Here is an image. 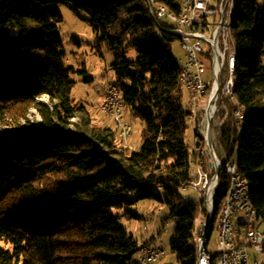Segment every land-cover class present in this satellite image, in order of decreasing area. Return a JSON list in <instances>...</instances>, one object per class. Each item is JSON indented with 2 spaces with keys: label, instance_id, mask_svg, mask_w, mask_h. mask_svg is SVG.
Listing matches in <instances>:
<instances>
[{
  "label": "trees",
  "instance_id": "1",
  "mask_svg": "<svg viewBox=\"0 0 264 264\" xmlns=\"http://www.w3.org/2000/svg\"><path fill=\"white\" fill-rule=\"evenodd\" d=\"M158 1L178 13L180 0ZM59 5L86 13L96 46L110 50L125 112L143 125L139 148L126 149L116 128L94 123L70 97L72 75L87 71L65 60ZM170 27L154 20L146 0H0V126L15 125L0 136V264H131L139 242L113 209L154 196L176 221L175 264H195L200 204L182 187L191 180L192 160L209 165L199 152L202 135L196 131L194 149L186 140L190 109L171 47L179 35ZM232 39V95L220 88L215 111L224 158L214 205L224 198L225 167L236 157L264 222V0L238 1ZM31 108L37 124L27 119Z\"/></svg>",
  "mask_w": 264,
  "mask_h": 264
},
{
  "label": "built area",
  "instance_id": "2",
  "mask_svg": "<svg viewBox=\"0 0 264 264\" xmlns=\"http://www.w3.org/2000/svg\"><path fill=\"white\" fill-rule=\"evenodd\" d=\"M215 1L216 7L211 6V0H183V9L178 11V21L166 19L163 10L154 8L150 3L149 8L155 20L159 22L163 20L171 24L172 27L168 30L179 35L181 47L185 52V60L183 61L186 65L185 74H188L189 77L187 104L190 114L188 121H191L192 125H196V131L204 139L205 147L199 150L200 154L205 153L207 155L206 150L209 149L211 157H208V165L209 161L214 159L217 168L218 164L222 162L217 157L212 142L211 145L208 143V140L211 141L208 118L210 116L211 120L215 113L220 88L222 94L229 96L230 81L227 78V71L232 59L227 55L228 46L225 44L223 31L224 19L231 11V0ZM211 16H215L213 21L209 19ZM201 56H209V59L212 60V78L209 82L211 89L206 97L204 96L209 89L207 87L208 81L203 74L205 64ZM224 66L226 67V74L223 82L222 69ZM217 85H219V89L213 97ZM106 86V100H112V109L118 110V117L113 120L114 126L119 137L125 141L131 133L132 126L129 121L124 119L122 103H117V94L113 90V82H109ZM211 98L212 103L210 104ZM104 101L101 102L100 109L107 114L109 109H104ZM204 101L205 103L201 104ZM235 113L237 116L240 115L238 110ZM199 135L193 134V149L198 144ZM215 167L209 166V169H206L201 166V161H198L195 179H191L188 185L184 186L185 190L192 188L199 196V217L202 228L205 225L204 216L208 209V200L214 190L220 187L219 173H216ZM226 173L230 192L221 202L217 219V232L215 239L211 242V245L214 244L215 246L213 250H216L218 264H264V227L257 228L255 226L256 221H252V226H245V219H250L249 211L242 195V183L236 177L231 161L226 164ZM239 213H243L245 217L239 221V224L243 226V232L235 231L234 219ZM145 242L142 241L140 252L144 263L157 261L162 255L161 247L154 246V254H147L146 246L150 245ZM198 247L212 249L211 247L203 248L200 245ZM201 264H206L205 256L201 259Z\"/></svg>",
  "mask_w": 264,
  "mask_h": 264
},
{
  "label": "rangeland",
  "instance_id": "3",
  "mask_svg": "<svg viewBox=\"0 0 264 264\" xmlns=\"http://www.w3.org/2000/svg\"><path fill=\"white\" fill-rule=\"evenodd\" d=\"M234 1L231 3L232 8L234 6ZM211 6L216 7V1L211 0ZM59 10L62 14V21L58 25L59 33L63 41V50L65 51V60L69 65L74 66L76 69L84 67L86 69L85 74L75 73L72 78L75 80V84L71 90L70 97L75 101H81L87 111L89 112L92 121L97 125H105L111 128H115L113 120L111 117L102 112L100 109V104L102 102L105 87L109 82L113 80V71L110 68L112 62V54L110 50L105 46H96L94 42V36L91 26L87 20L88 15L84 12L80 14L74 13L67 5H59ZM215 16H211L210 21L214 20ZM208 34H210L208 32ZM172 52L179 63H183L185 60V52L183 51L180 40H175L171 44ZM206 48H208L206 46ZM134 52H128L127 57L132 59L134 57ZM204 61L205 70L204 78L210 82L212 78V60L209 56H201ZM222 81H225L223 76ZM211 85V84H210ZM206 92L205 96H207ZM101 94H103L102 98ZM42 101H47V97L42 96L39 98ZM182 102L186 105V91H183ZM205 103L202 102L201 104ZM217 109V108H216ZM216 111V110H215ZM27 119L34 124L40 122V117L37 111L33 108L29 109L27 113ZM222 119L215 115H212L210 120L209 135L213 147L215 149L216 155L219 159L224 158V154L220 151V147L217 142L218 127ZM24 123L25 120H20ZM132 129L130 135L124 141L123 138L117 137V141H122L126 149L132 150L137 149L141 145V130L142 122L139 118L133 117L130 121ZM13 124H7L0 126V134L10 132L14 130ZM186 140L191 141L193 137V126L188 123L185 132ZM190 148H192L191 142H188ZM192 171H196V167L193 165L191 167ZM182 193L186 196H191L198 200L199 196L195 190L188 188ZM158 196L163 200L165 195L162 191H158ZM125 210L128 212L125 213ZM131 212L135 213L137 216H133ZM199 212V210H198ZM114 215L118 218L121 225L133 235L134 239L151 246H159L162 249V255L157 260L150 264H175L176 255L170 249V241L172 238L173 230L175 228V219L167 217L169 214L168 207L161 201L157 196L146 198L140 200L139 202L127 206L122 209H113ZM198 215V213H197ZM244 214L239 213L235 216V231L243 232V226L239 224V221L243 220ZM216 223L214 222L213 227L215 229ZM255 226L257 228H263L264 222L256 221ZM216 232L212 236V240L215 239ZM214 244L211 245L213 249ZM131 264H139L138 253H136L131 261Z\"/></svg>",
  "mask_w": 264,
  "mask_h": 264
},
{
  "label": "bare ground",
  "instance_id": "4",
  "mask_svg": "<svg viewBox=\"0 0 264 264\" xmlns=\"http://www.w3.org/2000/svg\"><path fill=\"white\" fill-rule=\"evenodd\" d=\"M234 3V6L232 8L231 5V11L228 13L226 18L224 19L223 22V31L225 35V44L228 46L227 48V55L232 59V62L230 66H228V71H227V78L230 81V86H229V96L232 95V89H233V71H234V66H235V52H234V46H233V39H232V21L235 19L236 16V10L238 7V1L239 0H231ZM146 3L148 5V10L149 13L151 14V9L149 8V3L153 5L154 8H160V10H163V15L166 16V19L170 21H178L179 20V13H175L173 11H169L166 6L158 1V0H146ZM183 9V0L179 1V11ZM153 17V15L151 14ZM154 18V17H153ZM155 20V18H154ZM156 22L160 23L158 20H155ZM186 73V65L184 62L181 64L180 68V74L178 77V80L180 84L186 89L189 90V77L188 74ZM113 90L117 94V103H122L121 100V93L115 83H113ZM107 99V86L105 87L104 91V96L102 101H104V109H109L107 114L111 117L112 120L116 119L118 117V110L117 109H112V100H106ZM122 108H123V115L125 113V109L122 103ZM240 115L241 112L238 110ZM239 115V116H240ZM189 119V116H188ZM188 123L192 124L191 121H188ZM194 134H196V125H192ZM3 133V132H2ZM232 167H234V173L237 178L240 179L242 183V195L245 200V205L247 206V210L249 211V216L250 219H245V226H252V221H258L257 216H256V211L252 207L251 202L249 200V184L246 181V179L240 175V173L237 170V163H236V157L231 160ZM196 167L197 171V162L191 161V167L192 166ZM219 169L222 167V163L218 164ZM226 170V167H225ZM196 171L193 172L191 169V179H195L196 176ZM182 190L185 191V188L182 187ZM218 189L214 190V193L211 195V198L208 200V209L205 211V216H204V227L202 228V225L200 223V217H199V212L198 215L195 218V225H194V232H193V238L195 241L196 245V260L195 264H201V259H203V256L206 258V264H218V258L216 255V250L213 249H201L198 247L200 245L203 248H210L211 247V242H212V236L214 232H217V219H218V212L220 211V205L217 210H215V205H214V198L216 195ZM230 192V185H227L226 192L224 197H227ZM214 222L216 223L215 229L213 227ZM201 234V235H200ZM141 247H142V242L138 243V261L139 264H145L143 261L142 256L140 255L141 252ZM146 253L147 254H154V246H146ZM152 262H146V264H150Z\"/></svg>",
  "mask_w": 264,
  "mask_h": 264
},
{
  "label": "water",
  "instance_id": "5",
  "mask_svg": "<svg viewBox=\"0 0 264 264\" xmlns=\"http://www.w3.org/2000/svg\"><path fill=\"white\" fill-rule=\"evenodd\" d=\"M218 89H219V85H217V87H216V89H215V91H214V93H213V97L217 94ZM211 103H212V98L210 99V104H211ZM208 111H209V109H208ZM208 122H209V126H210V116H209V118H208ZM13 131H14V130H12V131H10V132H6V133H1L0 136H3V135H5V134H10V133H12ZM208 143H209V145H211V141H210V140H208ZM206 152H207L208 157H211V154H210L209 149H207ZM209 166H214V167L216 166V162H215L214 159H212V160L209 161ZM215 171H216V173L218 174L219 171H220L219 167H217V168L215 167Z\"/></svg>",
  "mask_w": 264,
  "mask_h": 264
},
{
  "label": "crops",
  "instance_id": "6",
  "mask_svg": "<svg viewBox=\"0 0 264 264\" xmlns=\"http://www.w3.org/2000/svg\"><path fill=\"white\" fill-rule=\"evenodd\" d=\"M207 81H208V78L206 79ZM208 83H209V81H208ZM186 91V104H187V101H188V92H187V90H185ZM102 96H103V94H101V97L100 98H102ZM124 119L126 120V121H132V117H130L126 112L124 113ZM131 124V123H130ZM193 134H194V130H193ZM188 142H191V144H193V137H192V140L191 141H188ZM193 148V147H192ZM207 156V155H206ZM207 159H208V156H207ZM194 162H198L197 160H195ZM139 242V241H138ZM149 245L151 246V244H150V242H149Z\"/></svg>",
  "mask_w": 264,
  "mask_h": 264
}]
</instances>
